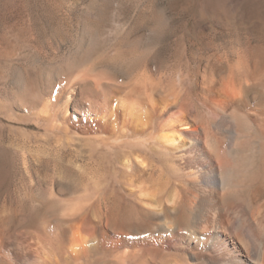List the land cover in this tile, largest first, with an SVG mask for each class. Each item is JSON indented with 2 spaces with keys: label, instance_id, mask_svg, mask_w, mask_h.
I'll list each match as a JSON object with an SVG mask.
<instances>
[{
  "label": "bare ground",
  "instance_id": "obj_1",
  "mask_svg": "<svg viewBox=\"0 0 264 264\" xmlns=\"http://www.w3.org/2000/svg\"><path fill=\"white\" fill-rule=\"evenodd\" d=\"M106 9L14 80L8 108L43 133L13 138L12 165L58 167L0 215V264H264L263 48L209 58L191 90L138 42L109 46Z\"/></svg>",
  "mask_w": 264,
  "mask_h": 264
},
{
  "label": "rangeland",
  "instance_id": "obj_2",
  "mask_svg": "<svg viewBox=\"0 0 264 264\" xmlns=\"http://www.w3.org/2000/svg\"><path fill=\"white\" fill-rule=\"evenodd\" d=\"M92 4L107 6L109 46L115 34L138 42L154 69L182 73L187 89L209 58L264 50V0H0V215L17 209L29 174L40 184L58 167L35 163L27 174L12 165L7 147L13 138L43 133L34 117L8 108L14 80H36L65 59ZM156 15L164 19L160 28L144 22Z\"/></svg>",
  "mask_w": 264,
  "mask_h": 264
}]
</instances>
